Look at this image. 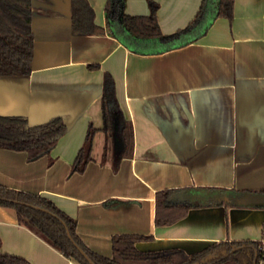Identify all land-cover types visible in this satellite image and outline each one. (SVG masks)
I'll use <instances>...</instances> for the list:
<instances>
[{
  "label": "crops",
  "instance_id": "obj_1",
  "mask_svg": "<svg viewBox=\"0 0 264 264\" xmlns=\"http://www.w3.org/2000/svg\"><path fill=\"white\" fill-rule=\"evenodd\" d=\"M106 28L108 0H87ZM157 4L161 37L129 40L119 14L146 16ZM115 0L118 39L71 31L69 0H33V60L28 76H0V115L36 121L62 115L66 132L49 155L0 148V185L52 201L76 222L92 252L111 257L116 235L146 237L142 252L213 243L259 241L264 235V0H234L231 19L215 18L217 0ZM99 65L98 69L89 68ZM133 130L130 157L103 131V74ZM89 125L91 160L72 166ZM174 189L185 216L155 222V194ZM0 250L31 264H77L0 206Z\"/></svg>",
  "mask_w": 264,
  "mask_h": 264
},
{
  "label": "trees",
  "instance_id": "obj_2",
  "mask_svg": "<svg viewBox=\"0 0 264 264\" xmlns=\"http://www.w3.org/2000/svg\"><path fill=\"white\" fill-rule=\"evenodd\" d=\"M32 1L0 0V76H28L32 71ZM208 1L202 0L196 17L203 12ZM114 3L115 0L107 1L106 28H102L95 24L94 11L87 0H69L72 33L103 35L108 30L113 36L123 40L111 22ZM233 6L234 0H217L215 18L231 19ZM156 11L157 4L154 2H150V13L146 16H133L121 11L119 14L120 29L125 32L129 40L158 39L161 37V31ZM91 67L98 69L99 65H90L89 68ZM101 112L103 119L101 131L111 140L114 135H117L122 142L119 156L130 157L133 149L132 125L123 116L116 97L114 79L108 72L103 74ZM97 131L89 125L85 140L74 160L73 171L83 172L91 160L93 139ZM65 132L66 117L62 115L55 116L37 126H29L25 116L0 115V148L25 152L29 161L49 155ZM173 192H175L174 189H166L155 194L157 225H168L179 220L185 216L190 207L188 203L171 204L169 198ZM13 200L43 208L56 217L31 206L12 202ZM0 206L14 209L19 224L26 226L77 264L89 263L81 256L74 244L84 250L95 264H253L257 253L262 248V244L258 241H221L190 255L180 249L142 252L137 250L135 243L146 237L116 235L111 239V257L107 258L88 249L76 234L75 220L47 198L0 185ZM237 247L238 249L232 252V249ZM0 264L31 263L22 257L4 254L0 250Z\"/></svg>",
  "mask_w": 264,
  "mask_h": 264
},
{
  "label": "water",
  "instance_id": "obj_3",
  "mask_svg": "<svg viewBox=\"0 0 264 264\" xmlns=\"http://www.w3.org/2000/svg\"><path fill=\"white\" fill-rule=\"evenodd\" d=\"M56 116H58V115H56ZM53 117H55V116H53ZM53 117H49V118H47V119H45V120H42V121H36V120H33V119H31V118H27V120H28V125L29 126H37V125H41V124H43V123H45V122H47V121H49L50 119H52ZM114 145H115V150H117V151H119V150H121V148H122V142H121V140H120V138H114ZM12 202H15V203H19V204H23V205H26V206H31V207H33V208H35V209H37V210H40V211H42V212H46V213H49L47 210H45V209H43V208H40V207H37V206H33V205H29V204H26V203H23V202H19V201H15V200H13ZM50 215H52V216H54V217H56L55 215H53V214H51V213H49ZM61 221V220H60ZM62 222V221H61ZM63 223V222H62ZM69 236V239L73 242V240L71 239V237H70V235H68ZM75 245V247L77 248V250L79 251V253L81 254V256L89 263V264H95L90 258H89V256L87 255V253L84 251V250H82L78 245H76V244H74ZM240 248V247H239ZM238 249V247L237 248H233L232 249V252L233 251H235V250H237ZM253 264H255V262L253 263Z\"/></svg>",
  "mask_w": 264,
  "mask_h": 264
},
{
  "label": "built area",
  "instance_id": "obj_4",
  "mask_svg": "<svg viewBox=\"0 0 264 264\" xmlns=\"http://www.w3.org/2000/svg\"><path fill=\"white\" fill-rule=\"evenodd\" d=\"M258 242L262 244V248L257 253V256L255 258V264H264V235Z\"/></svg>",
  "mask_w": 264,
  "mask_h": 264
}]
</instances>
